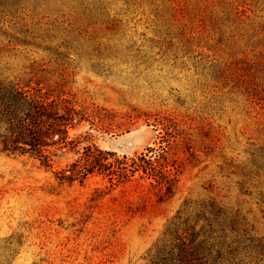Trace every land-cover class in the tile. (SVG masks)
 <instances>
[{"label":"rangeland","instance_id":"rangeland-1","mask_svg":"<svg viewBox=\"0 0 264 264\" xmlns=\"http://www.w3.org/2000/svg\"><path fill=\"white\" fill-rule=\"evenodd\" d=\"M11 87L72 120L48 166L0 150V264H264V0H0Z\"/></svg>","mask_w":264,"mask_h":264},{"label":"trees","instance_id":"trees-1","mask_svg":"<svg viewBox=\"0 0 264 264\" xmlns=\"http://www.w3.org/2000/svg\"><path fill=\"white\" fill-rule=\"evenodd\" d=\"M61 103L57 99H50L41 89H34L33 92L18 87L0 89V150L12 155L29 154L41 161L44 166L49 165V148L56 144L65 142L67 126L72 120L71 111L68 109L61 113ZM57 137V140H56ZM57 141V142H56ZM150 152L152 149H148ZM161 155H155L154 160L150 156L140 154L132 159L128 166L118 167L124 170L118 173V177L127 176L125 171L141 170L144 174L154 179L155 182L167 184L166 191L169 193L172 186V178L167 172V163ZM125 165V162H118ZM176 171V168L173 167ZM63 179V178H62ZM176 254L169 253V258L162 259L163 263L175 257L177 264H192L196 258L197 246H191L189 240L178 239ZM258 250L264 253V244L257 246Z\"/></svg>","mask_w":264,"mask_h":264}]
</instances>
